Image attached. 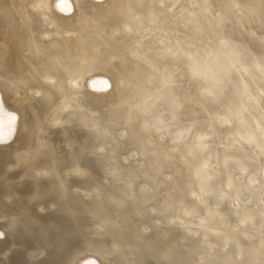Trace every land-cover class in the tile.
Segmentation results:
<instances>
[{"label": "bare ground", "instance_id": "bare-ground-1", "mask_svg": "<svg viewBox=\"0 0 264 264\" xmlns=\"http://www.w3.org/2000/svg\"><path fill=\"white\" fill-rule=\"evenodd\" d=\"M0 264H264V0H0Z\"/></svg>", "mask_w": 264, "mask_h": 264}]
</instances>
